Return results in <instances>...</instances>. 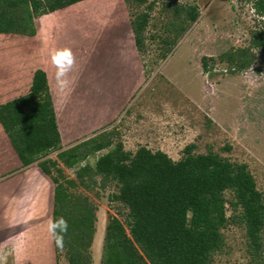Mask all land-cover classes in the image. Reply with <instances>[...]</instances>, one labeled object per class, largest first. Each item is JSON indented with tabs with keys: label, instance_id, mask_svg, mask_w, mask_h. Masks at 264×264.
Here are the masks:
<instances>
[{
	"label": "rangeland",
	"instance_id": "374dc122",
	"mask_svg": "<svg viewBox=\"0 0 264 264\" xmlns=\"http://www.w3.org/2000/svg\"><path fill=\"white\" fill-rule=\"evenodd\" d=\"M257 1L147 0L139 5L133 0L127 4L122 0V11L114 16L119 15L124 20L127 16L130 21L144 12L149 15L148 25L142 32L144 47L140 53L145 69L144 82L134 92V86L128 91L124 89L127 92L119 97H111L109 92H101V89L94 92L88 104L84 95L80 97L76 110L70 114L75 131H67L68 137L72 134L74 137L66 140L62 149L99 132L106 133L115 143L121 142L123 148L132 153L139 146H145L152 151L162 150L173 160L180 159L185 146L193 144L194 153L211 151L232 162L245 163L264 200V50L253 46L264 34V14L257 8ZM5 6L7 4L0 1V9ZM175 6L181 8L178 14ZM191 6H195L198 12L194 22L187 18ZM22 8L19 6L15 12L20 13ZM65 10L57 13L52 25H56L59 33L66 34L68 41L97 46L98 52L108 48L103 56L99 53L102 57L106 52L110 53L107 60L104 59L106 64H101L97 58L99 69L101 65L111 69L112 53L118 42L122 43V58L130 60L126 53L129 47L126 32L109 24L113 15L95 27L83 21L77 11ZM41 16L39 20L34 18V25L37 23L42 31L48 15ZM2 37L7 42L19 39L14 34ZM240 51V59L246 66L236 70L227 57ZM202 57H206L208 71L202 67ZM110 79L111 74L105 78L106 84ZM61 130L64 133L63 124ZM3 146L1 142L0 177L13 167L10 155L3 152ZM107 150L88 156L72 168L58 159L57 151L50 152L43 159L56 161L64 178L76 181V169L86 162L94 165L96 158ZM48 167L67 186L65 179L58 176L49 164ZM95 179L92 188L76 184L68 186L67 191L87 197L95 206V233L90 252L92 264H101L109 217L115 216L125 223L128 209L121 202L110 200L111 195L118 192L113 183H105L101 188L100 177ZM224 196L229 219L221 229L224 246L212 254L209 264H264V226L260 234L261 247L254 256L250 252L244 225L233 219L241 211L230 205L233 192L226 190ZM34 214L38 222L31 235V248L27 254L29 264H49L46 261L47 209L42 204ZM18 228L24 229L20 223ZM4 238L0 235V244ZM23 252V247H16L18 264L23 263ZM4 264H13L12 257ZM58 264H67L64 256H60Z\"/></svg>",
	"mask_w": 264,
	"mask_h": 264
},
{
	"label": "trees",
	"instance_id": "16d2710c",
	"mask_svg": "<svg viewBox=\"0 0 264 264\" xmlns=\"http://www.w3.org/2000/svg\"><path fill=\"white\" fill-rule=\"evenodd\" d=\"M0 33L35 34L34 18L47 13V31L59 11H77L83 21L99 26L108 16L122 11V0H0ZM127 4L129 0H124ZM144 4L147 0H133ZM264 14V0L256 2ZM22 6V11L15 9ZM70 8V9H68ZM181 8L175 6L178 14ZM73 12V11H72ZM198 17L195 6L187 10V18ZM149 22L144 12L130 20L134 44L140 54L142 32ZM264 50V34L253 43ZM241 52L231 53L227 60L236 70L245 68ZM202 67L208 71L206 57ZM0 124L22 165L37 162L54 183L52 204V242L58 264L64 256L67 264H92L90 247L95 233V206L87 197L75 196L67 187L80 184L92 188L95 177L100 187L113 183L116 200L128 209L125 223L110 216L105 226L101 264H209L213 253L224 246L221 229L228 222L224 192H233L232 208H240L233 219L241 222L251 254L261 247L264 226V200L245 163L232 162L214 152L194 153L193 144L186 145L183 155L173 160L162 150L139 146L134 153L114 142L104 132L87 137L62 149L56 114L46 73L36 69L28 93L0 104ZM99 155L94 165L85 163L75 171L76 181L65 179L56 161L43 159L57 151L58 159L68 168L90 155ZM57 175L65 179L60 182ZM97 194V193H96Z\"/></svg>",
	"mask_w": 264,
	"mask_h": 264
},
{
	"label": "crops",
	"instance_id": "0c3cea01",
	"mask_svg": "<svg viewBox=\"0 0 264 264\" xmlns=\"http://www.w3.org/2000/svg\"><path fill=\"white\" fill-rule=\"evenodd\" d=\"M109 24L112 28L121 27L126 32L129 45L126 53L130 56V60L122 58L124 56L123 50H120L122 43L118 42L116 51L112 53L114 60L111 61L112 64L110 63L111 69H106L104 65L99 69L97 60L100 58L101 64L103 62L106 64L104 59L107 60L110 53L106 52V55L102 56L109 50L108 48L105 47L98 52L97 46L89 47L79 45L80 42L68 41L66 34L59 33L55 24L49 26L47 31H41L36 23L35 34L32 36L0 33V97H3L0 98V104L28 93L34 71L41 69L47 75L61 144L73 138L74 134L68 137L67 131L73 130L70 114L76 110L80 97L84 95L88 104L98 89H101V92H109L111 97H119L133 86L134 92L144 82L145 69L134 44L129 18L126 16L124 20L117 15L112 21L110 19ZM5 34H14L19 39H10L7 42L2 37ZM109 74L111 81L106 84L104 80ZM1 142L4 144L3 152L10 155L9 161L13 167L0 177V235L5 236L0 244V264H4L10 257L13 264H18L16 247L20 246L24 249L21 264L30 263L27 254L31 248V235L38 222L34 211L42 208V204L47 209L46 261L55 264L51 231L54 183L40 169L37 162L25 167L22 165L0 124ZM19 223L24 229L18 228Z\"/></svg>",
	"mask_w": 264,
	"mask_h": 264
}]
</instances>
